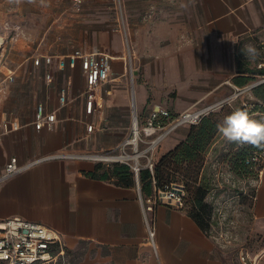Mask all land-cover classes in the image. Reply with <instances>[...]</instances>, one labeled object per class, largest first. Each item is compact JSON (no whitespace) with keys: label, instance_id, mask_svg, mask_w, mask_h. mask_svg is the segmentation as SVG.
Instances as JSON below:
<instances>
[{"label":"crops","instance_id":"obj_1","mask_svg":"<svg viewBox=\"0 0 264 264\" xmlns=\"http://www.w3.org/2000/svg\"><path fill=\"white\" fill-rule=\"evenodd\" d=\"M108 1L82 0L83 7L75 14L81 18L73 20L72 26L76 28V22L105 12ZM121 2L127 43L129 38L134 56L133 76L128 74L124 34L107 23L95 24L93 43L86 41L79 49L98 46L111 55V68L98 96L102 106L91 114L84 110L80 61L67 58L73 50L38 54L65 56L62 69L55 58L50 66L43 61L35 66L33 55L12 68L5 57L4 40L0 50V86H5L0 89V172L10 157L25 164L53 156L26 166L0 184V218L20 216L52 227L62 234L67 249L84 242L98 250L99 257L88 252L79 264H227L216 239L200 228L185 207L155 206L154 251L146 241L133 173L125 184L117 179L114 166L78 155L114 152L129 135L132 116L136 114L142 121L149 109L157 106L167 109L172 117L192 107L220 103L212 111L227 104L233 111L245 105L248 112H258L251 111L258 102L253 88L235 93L253 82L249 78L260 76L249 72L264 69L258 67L261 57L250 61L240 51L244 42L261 50L258 43L264 40V0ZM53 66L57 70L53 71ZM21 68L22 87L32 89L30 108L23 112L16 108L12 94ZM47 72L51 73L50 81L45 79ZM9 73L14 82H3ZM243 78L248 79L245 85L239 84ZM61 88L67 90L64 105L58 99ZM38 103L47 111H55L52 128H34ZM90 122L97 126L92 133L86 131ZM189 131L190 125L172 128L160 140L157 154L174 149ZM252 212L264 218V179L257 188Z\"/></svg>","mask_w":264,"mask_h":264},{"label":"rangeland","instance_id":"obj_2","mask_svg":"<svg viewBox=\"0 0 264 264\" xmlns=\"http://www.w3.org/2000/svg\"><path fill=\"white\" fill-rule=\"evenodd\" d=\"M121 3V0L106 2L105 12L76 22L78 25L74 28L73 20L81 18L75 14L83 7L84 2L75 7L70 0H19V2L0 0V34L5 37V57L12 68H15L24 57L29 55L35 57L45 52L66 53L74 48H81L80 44L86 41L93 43L97 29L95 24L103 22L109 24L110 28L117 27V21H121V13H124ZM123 18L125 22L126 18ZM125 43L127 50V42ZM128 45L130 46L129 38ZM244 45H247V42H244ZM124 54L127 55V51ZM256 59H260V54ZM52 69L55 71L57 67L53 66ZM22 72V68L17 70L19 78L15 81L16 85L12 91L13 96H16V108L21 112L30 108L32 94L31 88L22 87L24 84L21 81ZM128 74L132 75L129 68ZM259 77L262 76L253 79ZM9 82L13 83L14 80ZM4 87L0 86V89ZM75 89L80 90L79 87ZM244 99L249 100L247 97ZM248 113L251 118L264 122V113ZM230 114L224 112L221 123ZM130 131L131 125L128 129L129 134ZM158 144L151 151L154 167L158 165L161 157L157 154ZM145 146L146 144H142L139 148L143 149ZM250 146L251 144L230 142L217 131L212 137L211 144L206 146L195 162L175 160L170 161L163 168L165 174L166 172L170 174L171 181L185 184L186 210L201 215L205 224V233L216 239L222 259L227 264H242L241 254L253 264H264V218L260 219L254 215L252 212L254 201H250L246 195L253 188H258L261 181L255 170L248 167L239 168L234 164L238 154L249 149ZM126 151H133L131 145L126 146ZM119 152L120 150H116L112 153ZM139 160L140 163H144L146 158L141 156ZM96 161L112 168L115 164L126 165L130 170L129 165L124 162L97 159ZM259 162L264 167L263 155L259 157ZM198 167L200 168L196 173ZM154 186L152 184V190ZM142 194L145 196L144 193ZM196 194L201 198L203 210L194 206ZM88 252L93 257H99L98 250L84 242L79 243L74 249L66 248L62 264H79L84 261Z\"/></svg>","mask_w":264,"mask_h":264},{"label":"built area","instance_id":"obj_3","mask_svg":"<svg viewBox=\"0 0 264 264\" xmlns=\"http://www.w3.org/2000/svg\"><path fill=\"white\" fill-rule=\"evenodd\" d=\"M82 0H71L72 6L78 7ZM116 30L123 33L125 41L127 42V32L123 15L121 14V21H117ZM264 55V40L260 41ZM128 46V43H127ZM133 51L130 46L127 47V55L125 58L129 62V70L132 73L131 60L133 59ZM56 59L58 68H64L66 65L65 56L54 55H36L32 57L33 64L35 66L40 65L43 61L46 66H50L53 59ZM67 58L78 59L80 61V67L83 75V89L81 94L84 96V110L85 113L91 114L96 108H101V103L98 102V96L103 84L109 80V70L111 68V55L106 51L100 49L98 46H93L89 50L74 49ZM264 66V61L258 64V67ZM14 77L11 73L7 75V78L3 80L12 81ZM46 81H50L51 73L45 74ZM3 84V83H2ZM59 104L64 105L67 103V90L61 88L59 92ZM209 107L204 108H189L182 113L172 117L170 112L163 107H154L149 109L147 115L142 121H139L136 114L132 116L131 131L130 134L125 137L114 148L120 150L119 153H106L126 155L127 153L134 152L131 144H128L129 138L132 137L134 129L137 127V146L136 150L142 151L141 156H145L144 163L134 162L133 159H114V161L124 162L129 165L130 169L136 180V189L138 197L142 206L143 221L146 230L147 243L156 250V231L154 226V208L158 204H167L175 208H184L187 202V192L185 184L182 182L170 181L165 183L161 187H154L152 194L143 196L141 193V186L139 184V173L143 169L149 170L151 175L154 174V159L151 155V151L160 142V140L174 127L179 124H198L201 118L208 114ZM56 114L54 110L47 111L42 103H38L35 107L33 125L36 130H40L43 127L52 128L55 121ZM6 127V124H4ZM97 128L96 124L90 122L86 124V131L92 133ZM146 144L145 148L140 149V145ZM131 145L132 152L126 151V146ZM79 154L78 156L87 157L89 154ZM67 156L68 154H57L58 157ZM86 155V156H84ZM264 156V150L260 152H252L243 158V163L248 168H251L257 172L258 178L262 179L264 174V167L259 162V157ZM53 156V155H52ZM43 156L35 158L25 164H19L16 157H10L4 166V170L0 172V184L8 177L19 173L26 166L34 164L47 157ZM55 157V155H54ZM139 157V158H140ZM92 158V157H87ZM95 159L96 158H92ZM99 160V159H97ZM113 161V160H112ZM15 165L19 171L14 173H8L9 166ZM257 188H253L248 194L244 192L251 200H256ZM66 245L62 234L56 229L46 226L42 223L24 219L20 216H8L0 218V264H62L65 258ZM242 264H253L248 261V258L244 255H240Z\"/></svg>","mask_w":264,"mask_h":264},{"label":"trees","instance_id":"obj_4","mask_svg":"<svg viewBox=\"0 0 264 264\" xmlns=\"http://www.w3.org/2000/svg\"><path fill=\"white\" fill-rule=\"evenodd\" d=\"M259 51L261 53V60L264 61L262 49H259ZM249 73L262 76L264 75V69L257 70V72L252 71ZM249 79L251 81L255 80L253 78ZM246 80L248 81V79L243 78L242 81L239 82V84L245 85L247 82ZM252 93L258 100V102L252 105L251 111L264 113V82L255 86L252 89ZM239 109L249 111V109L245 105L241 106ZM232 111V108L229 105L225 104L220 109L216 111H210L208 114L204 115L198 124H191L190 131L186 139L175 146L174 149L160 157L158 165L154 167L153 175H151V173L147 169H143L140 171L139 182L141 186V193H144L145 196L150 195L152 193V184H154L156 187H161L165 183L171 181L170 174L167 172L165 174L163 170V168H165L167 163H169L170 161L176 160L177 162L188 163L195 162L196 158L205 150L206 146H209L211 144L212 137L218 131L217 125L222 121L223 113H232ZM262 150H264V145H251L249 149L243 150L238 154V157L236 158L234 164L239 168H246L247 166L244 165L243 158L254 151L260 152ZM199 168L200 167H198L196 173H198ZM114 174L120 182L125 184L130 182V178L132 176V172H130L128 166L120 164L114 165ZM194 206L202 210L204 208L201 203V198L198 197L197 194L195 196ZM190 215L195 219L200 228L204 230L205 224L202 221L201 215L198 212H190Z\"/></svg>","mask_w":264,"mask_h":264},{"label":"clouds","instance_id":"obj_5","mask_svg":"<svg viewBox=\"0 0 264 264\" xmlns=\"http://www.w3.org/2000/svg\"><path fill=\"white\" fill-rule=\"evenodd\" d=\"M19 2V0H17ZM236 44V42H233ZM240 51L246 59L254 61L259 51L252 44L241 47ZM218 132L228 141L254 146L264 145V122L250 117L245 110L237 109L226 116L222 123L217 125ZM8 173L19 171L15 165L9 166Z\"/></svg>","mask_w":264,"mask_h":264},{"label":"bare ground","instance_id":"obj_6","mask_svg":"<svg viewBox=\"0 0 264 264\" xmlns=\"http://www.w3.org/2000/svg\"><path fill=\"white\" fill-rule=\"evenodd\" d=\"M5 40V37L3 35L0 34V50L1 47L3 46V42ZM132 129H134V133L132 135V137L129 138L128 144H131L134 152L132 153H127L126 155H116V154H89V157L92 158H96V159H100V160H114V159H133L134 162H139V157L141 155L142 151L136 150V146H137V139H138V134H137V127H135V122H134V126L132 127ZM86 156V155H84ZM87 156V157H88Z\"/></svg>","mask_w":264,"mask_h":264},{"label":"water","instance_id":"obj_7","mask_svg":"<svg viewBox=\"0 0 264 264\" xmlns=\"http://www.w3.org/2000/svg\"><path fill=\"white\" fill-rule=\"evenodd\" d=\"M263 82H264V77H262V78H260V79H257V80H254V81L251 82L250 84H248V85H246V86H244V87H242V88H239L238 91L235 93V95H237V94H239V93H241V92H243V91L250 90V89L254 88L255 86H257V85H259V84H261V83H263ZM220 104H221V103H220ZM220 104H217V105H215V106H211V107H209L208 109H209V110H213L214 108L218 107Z\"/></svg>","mask_w":264,"mask_h":264}]
</instances>
